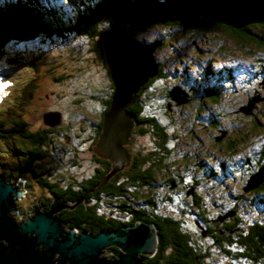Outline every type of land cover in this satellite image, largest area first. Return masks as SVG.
<instances>
[{
	"label": "trees",
	"instance_id": "16d2710c",
	"mask_svg": "<svg viewBox=\"0 0 264 264\" xmlns=\"http://www.w3.org/2000/svg\"><path fill=\"white\" fill-rule=\"evenodd\" d=\"M135 1L147 0H0V60H3L2 64L8 69L20 65V62H26L30 64L27 69L29 71L30 67L36 68L38 65L31 62L34 56L22 53V49H26L25 44L32 43L33 47L40 44L38 48L47 50L52 45L50 42L56 40L55 46L70 60L71 65L78 66L75 72L62 76L47 71L54 82L61 83L65 79L74 88L75 93L72 96L65 93V90L59 93L61 99L62 95L68 98L58 108L65 110L64 120L67 123L70 120L80 121V117L84 115L86 122L92 119L95 121L98 106L104 105L103 111H107L114 92L110 70L105 64L102 39L115 30V18L121 8L132 5ZM226 20L241 24V21L229 17ZM172 23L175 22H165L162 26L166 25L164 29L168 30ZM175 25L176 29H185L184 33L190 29L199 30L203 35L218 31L227 35L230 41L242 39L251 58L256 55L254 53H259L255 61L260 63L258 76L263 75L264 79V21L247 26L243 23L236 27L207 18L197 23L180 20ZM184 33H181L182 37ZM87 37L94 40L92 50L98 55V73L91 68L90 63H84V58L82 62L77 57L68 58L79 53V49L86 45L84 41ZM67 43L71 45L70 51L65 47ZM218 52L233 57L222 50ZM95 65L97 64L92 66ZM235 65L236 68L227 70L228 79L219 80L216 77V83L195 85L192 86L193 91L188 90L190 96H198L200 100L207 98L205 100L214 106V113L209 104L197 106L201 116L206 115L212 131L218 132L223 125L227 128V135H218L214 139L215 145L218 144L219 147L214 157L199 151L188 156L174 144L179 139L177 130L180 133L183 128L175 123L174 118L164 116V109L172 111V105L176 104L170 92L165 95L151 94L150 98L143 97L148 86L153 84L151 82L163 77L162 65L160 70L163 73L160 72L143 87L136 103L129 109L138 125L136 137L143 138L145 146L136 144L134 138L138 146L132 150L134 168L126 176L132 177L131 184L126 180L119 183V189L115 193L119 194L120 201H124L126 209L138 212L140 218L157 228L158 250L153 256H149L146 264H264V218L254 212L256 203L264 211V181L252 191L241 189L247 193L244 196L246 200L242 195H237V189L229 186L230 178L236 177L241 170H248L249 179L251 175L264 169V108L246 114L249 116L241 119L228 114L226 105L222 102L225 96L236 92L233 89L236 86L223 89L220 86L223 82L230 85L235 74L243 73L245 78L248 77L240 70L244 63ZM103 72L105 74L101 79L98 74ZM29 82L33 83V88H38L39 83L36 80L27 81ZM9 102L11 105L6 109L7 117L0 119V123L5 124V129L11 136L8 142L2 141L8 155L15 148L9 147V142L18 141V131L22 128L17 126L18 120L15 119L18 100L13 98ZM161 116L165 119L162 120ZM103 120L104 116L102 122ZM234 124H243L247 133L236 131ZM93 125L88 122L86 127ZM42 133H38L37 138H41ZM140 148L147 151L146 155L139 151ZM197 153H200L199 158ZM164 174H170L171 178L159 180V175ZM245 185L248 187V181ZM160 191L167 193L161 196ZM81 196L84 193L77 194L76 198ZM78 207L82 208L72 214V219H79L83 214L86 216L91 210L84 207V211L82 205ZM66 215H63L64 221H68L69 217L66 218ZM98 223L92 222L91 227L85 230L96 231L95 224ZM121 225L119 223L116 227ZM204 232L207 236H203ZM4 244L6 243L2 241V245Z\"/></svg>",
	"mask_w": 264,
	"mask_h": 264
},
{
	"label": "water",
	"instance_id": "95a60500",
	"mask_svg": "<svg viewBox=\"0 0 264 264\" xmlns=\"http://www.w3.org/2000/svg\"><path fill=\"white\" fill-rule=\"evenodd\" d=\"M262 1L254 0L246 4L244 8H238L240 10L238 13H236L237 11L234 13L223 12L220 15H214L202 12L197 16V20H193L195 17H191L190 21L185 17H179V19L185 18L187 23H197L208 18L239 27L246 22L264 21V8L259 7ZM166 2L157 1L158 4ZM243 9H247V11ZM123 10L119 13L120 15ZM223 16L241 21V24L229 22ZM117 19L116 16L115 30L106 34L102 39L104 56L110 70L114 92L109 109L104 113L102 132L96 146L97 154L115 163L113 173L120 172L129 166L133 158L128 146L132 138L134 139L137 122L129 109L136 103L140 90L161 72V65L156 63L153 53L160 46L159 43V46L151 48L150 53L146 51L149 45L141 46L143 47L140 48L142 56L138 54V59L134 61L128 57L130 60L128 65L124 64L127 58H123L121 53L115 51L117 59H114V51L110 49L108 40L117 30ZM170 19L173 18L165 16L161 20L170 21ZM156 22L141 23L142 26L136 29L132 36L135 38L141 29ZM128 24L125 23V26L127 27ZM133 37L131 41L140 46L141 43L136 42ZM261 85H264V79ZM170 96L178 105L186 104L190 99V95L179 87H174L170 91ZM252 107L254 106L248 105L246 108ZM246 108L244 107L243 110ZM62 111L65 113V110ZM44 118L48 125H53V123L62 120L63 116L62 113L56 112L46 114ZM263 179L264 169H261L249 177L246 191L257 189L264 181ZM24 183L25 181L19 179L17 183L10 185L4 182L3 176L0 175V264H142L145 259L141 260V255L153 256L157 252L159 245L157 228L147 221H138L135 225L122 226L114 231L100 230V233L95 237L90 234L77 235V231L74 229L65 233L59 220L61 215L55 217L54 214L61 209L73 210L83 201V198L79 199L74 206H69V202L54 200L51 210L46 213L40 210L42 209L40 203L39 207H35L34 204L33 213L35 211V216L29 219L27 216L28 220L22 221L21 224L15 223L13 216L19 215V211H16L14 201L25 196ZM203 236H206V232L203 233ZM3 240H6L4 245H2ZM39 245L43 246L42 252L37 249ZM111 245H116L121 250L117 261L100 258L101 254L107 252L105 248ZM44 246L48 249L43 252ZM55 252L60 254L61 260L58 262L53 261Z\"/></svg>",
	"mask_w": 264,
	"mask_h": 264
},
{
	"label": "rangeland",
	"instance_id": "374dc122",
	"mask_svg": "<svg viewBox=\"0 0 264 264\" xmlns=\"http://www.w3.org/2000/svg\"><path fill=\"white\" fill-rule=\"evenodd\" d=\"M157 1L150 0L149 2H146L147 5L149 6L148 11L149 9L153 10V8L160 9L158 8ZM170 5L171 4H169V6L166 8V13L170 15L171 18H173L170 19V21L175 23L180 22L181 20L179 19L180 16H174L171 13V9L170 11L168 10ZM119 16L120 14L117 15V17ZM196 18L198 19V17L196 16L195 19L193 20H197ZM186 19L188 21L191 20V18H186ZM183 20L185 21V18H183ZM155 21L157 22L152 25L146 26L147 29L148 27L152 26V29L150 31L146 29L147 31L145 33L144 32L140 33L139 37L140 39L147 40L148 43H150L153 38L156 39L157 41L161 40V42L163 43L158 48H156L153 51V53L156 63L160 62L162 67L164 68V74H163L164 78L163 77L160 79L157 78L155 80V84L152 85V89L147 90L146 93L144 94L143 96L144 98L146 96H149L150 98L152 96L151 94L165 95L166 93L170 92V90H172L174 87H179L183 91H185V89L188 90L190 88V85L192 86L207 85L213 80L214 77H217L220 80L222 78L220 72H222L224 69L236 68L235 62L236 63L243 62L245 66L241 67L240 70L244 71L245 72L244 75L245 76L247 75L248 77L245 78L243 76V73H240V75L235 74L234 78H232V81L230 82V85H226L225 82H223L222 85H220L223 87V89L227 88L228 86H236L233 88L236 90V92L232 94H228V96H225V99L224 98L222 99V102H224L226 105V109H227L226 112L232 116L243 119L249 116L246 114H250L251 112L255 113L256 111H259L262 108H264V85H261V81H259L260 79H263L262 77L263 75L258 76L260 72L259 71L260 63L258 61H255V58H257V55L259 53L258 52L254 53L256 55L252 56L251 58L249 56V51L246 47V44H244L242 39H233V41H230L228 40L227 35L218 31H214L210 34L203 35L199 30L192 31V29H190L184 33L185 29H180L183 31L176 29L177 26L175 25V23H172V25L168 26V30H167L164 29L167 27L166 25H165L166 27L162 26L167 21L161 19H157ZM253 23L255 22H250V23L246 22V24L244 25L247 26ZM181 33H184L183 37L181 36ZM84 42L86 45L79 49V53L76 54L74 53L71 56H68V58L77 57L76 59L80 60L81 62H82V58H84L85 59L84 63H90L91 68H93L94 71L98 73V55L92 50V45L94 43V40L92 38L87 37ZM50 43L52 45L48 46L47 50H45V48L44 50L38 48L37 46H39L40 44L33 47L32 43H26L25 44L26 49L25 50L22 49V53L24 55L34 56V59L31 60V62L32 63L35 62V64L38 65V67H36L37 69L30 67L31 69L28 71L27 70L28 65L30 64L26 62H24V64L20 62V65L18 66L15 65L12 68L8 69L4 67V65L2 64L3 60H0L1 61L0 89H2L0 90V101H1L0 119L7 117L6 109L7 107L9 108L11 105L9 101L13 98L16 99V95L19 94L21 88L24 86V83L29 80H36L39 83V86L37 88L38 89L37 94L44 95L45 93H49L51 90H57V91L65 90V93L71 96L75 93L73 90L74 88L67 83L68 81H65V79H63L61 83H56L54 82L52 76H50L47 73V71H50L51 73L53 72L52 74L57 73L60 76H62L63 74H68V73L71 74L75 72V69L78 67L76 65H71L70 60L67 59V57L61 53L59 47L57 48V46H55L57 44L56 40H53ZM70 46L71 45L69 43L65 44V47L66 49L68 48V51H70ZM136 46L137 44L134 45V47ZM62 50H64V48H62ZM219 50H222L230 55H233V57L231 58L229 57V55H225L223 52L222 55L221 53L218 52ZM114 58L116 59V57ZM80 61L77 62L81 64ZM92 63L97 65L92 66L93 65ZM105 64L108 67L106 60H105ZM206 69H207V74L206 76H203L204 71ZM94 71L92 72L94 73ZM227 73L228 72L226 70L223 72L224 74L223 78L225 80L227 78L226 76ZM104 74L105 72H103V74H98V77L101 75V79H103ZM12 89L14 93L11 92ZM143 89L144 88H142L138 93L137 99ZM66 98H68V96L66 97L62 95V99L61 98L58 99L55 96L52 97L50 101H47L46 104L52 106H61V104L65 101ZM205 99L207 98H202V100ZM219 99L221 100V98ZM202 100L195 98L193 100V103H191L190 105H188V103L182 105H178L176 103L177 104L176 106L174 103L175 106L172 105L173 106L172 111H169L166 108L164 109V116L166 118L167 117L174 118V120H176L175 123L179 126L183 127V125H185L187 121L193 122V125L188 130V132H180L182 133L180 135V133L177 130V133L179 134V139L174 142V144L176 143L177 147L179 146V149L187 153L188 156L193 155L192 153L197 151L202 153L203 148H206V150H210L212 152L216 151L219 147L217 143H216L217 145H215L214 139H216L218 135L222 136L223 134L226 135L228 134L225 125L219 128L218 132L212 131L209 127L208 121H206L207 119L205 117L206 115H203V119L199 118L200 111L197 108V106L202 107L203 104H205V106L208 104V100L205 101ZM248 105L249 106L253 105L255 107H252L250 109L246 108ZM244 107L246 108L244 109L245 113L243 112L244 110L241 109ZM212 111H213L212 113H214V106L212 108ZM10 115H14V114H10ZM88 117L90 118V116ZM161 119L164 120L165 118L161 116ZM86 120H87L86 115L80 117L81 122H84ZM168 120L172 122L170 119ZM262 123L264 124V121H262ZM79 124L81 123L77 122L76 126H79ZM234 125H235L234 129L236 131L238 132L240 131L241 134L247 133L244 126H242L243 124L239 125L241 127H239L238 124H234ZM231 128H233V125L231 126ZM135 142L136 144L141 143L143 146H145L143 138L136 137ZM135 142L133 141L132 143V148L134 147V149L135 146L138 148ZM0 149L2 150L1 151L2 153L7 154L6 151L7 148L4 144L0 143ZM139 151H141L143 155H146L147 153L146 150L144 151L141 148L139 149ZM200 153H197L198 158L200 156ZM4 160H7V158H5ZM186 160L189 161L190 158L189 159L186 158ZM168 178H171L170 174L159 175V180L162 179L168 180ZM247 180H248V170L247 171L242 170V172L239 173L236 177H233L232 179L230 178V184H229V186L237 189L238 194L237 193L236 194L242 195V197L245 200L246 198L244 196H247V193L242 191L241 189L246 188L245 182ZM161 191H160L161 196L164 193H167L166 191L161 193ZM43 194L44 193H42L41 190L37 188L35 194L30 192L29 195L33 199L34 195H43ZM227 194L228 193L226 192V195ZM30 201L31 200H21L19 201V203L24 202V204H26L27 202ZM127 203L130 202L127 201ZM254 212L256 213L257 216L264 218V211L258 205V203H256L254 206ZM16 216L20 217L18 214ZM3 242L6 243V240H3Z\"/></svg>",
	"mask_w": 264,
	"mask_h": 264
},
{
	"label": "flooded vegetation",
	"instance_id": "af4514ba",
	"mask_svg": "<svg viewBox=\"0 0 264 264\" xmlns=\"http://www.w3.org/2000/svg\"><path fill=\"white\" fill-rule=\"evenodd\" d=\"M206 74L204 72L203 76H206ZM151 83L155 84V82ZM153 84L149 85L146 91L150 90ZM33 86L32 82H26L19 94L16 95L18 106L16 107L15 119L18 120L17 126L22 128L20 132L18 131V141L12 140L13 142H9V147H15L13 149L14 152L11 153L10 151L8 155V153H2L0 149V175L3 176V181L10 185L17 183L19 179L25 181V196H21L20 200L14 201L15 209L19 211L20 216H16L17 214L15 215L16 217L13 216L15 223L20 224L22 221L26 222L29 218H33L35 216V211L33 213L34 204L35 207H39L40 203L42 207L40 210L46 213L51 210L54 200L69 202V206H74L81 198H83V201L73 210L61 209L54 214L55 217L61 215L59 220L61 221V227H64L65 233H69L74 229L77 231V235L90 234L95 237L100 233V230L114 231L122 226L135 225L138 221H146L138 216V212L126 209L124 201H120L118 199L119 194L115 193L119 189V183L126 180L128 184H131L132 177L126 178V176L133 170L134 162L132 164L131 161L129 167H125L123 171L121 170V173H113L115 163L96 152V146L102 132V119L106 112L103 111L105 106H98V116L95 115L96 120L88 121L89 124H94L95 126L86 127L88 124L86 121H84L86 123L77 121L81 124L76 126L77 122L70 120L67 123L64 120L65 113L62 111V107L58 108V106L46 104L52 97L56 96L59 99L61 90L60 92L51 90L43 95L37 94L38 90L33 88ZM188 90H194L192 85H190ZM188 90L185 89L190 94ZM11 92L14 93L13 89ZM209 95L211 97L214 96V94ZM197 97L190 96L188 105L193 103V100ZM208 104L213 107L211 102H208ZM175 105L177 106V104ZM56 112L62 113L63 119L53 123V125H48L45 122L44 115ZM200 117L203 118L201 114H199ZM192 125V121H187L182 127V132H188L187 127L190 129ZM5 128V124L0 123V143L2 144L3 140L8 142L11 139L10 132H7ZM40 131L43 132L41 138H37L36 135L41 133ZM136 135L137 128L134 132V138H136ZM133 141L134 139L132 138L128 146L132 154ZM202 152H205L210 157H214L215 154V151L212 152L206 150V148H203ZM5 158L7 160H4ZM37 188L44 194L34 195L32 199L29 194L30 192L35 194ZM81 193H84V196L77 199V194ZM21 200L31 201L24 204V202L19 203ZM80 205L83 206L84 211L86 210L84 207H88L91 210L87 213V217L83 214L79 216V219H72V214L82 208L78 207ZM64 214H67L66 218L69 217L68 221L63 220ZM92 222H102L104 225L101 223L95 224L96 231L85 230L87 227H91L90 224ZM119 223H122V225L116 227ZM42 247V245H39L38 251L42 252ZM47 249L48 247L44 246L43 252ZM105 249H107V252L101 254L100 258L107 261L119 260L117 257L121 253L119 247L111 245ZM149 256H140L141 260L145 259L142 264H146L149 261ZM59 257L60 254L55 252L53 261H60L61 258Z\"/></svg>",
	"mask_w": 264,
	"mask_h": 264
},
{
	"label": "bare ground",
	"instance_id": "6f19581e",
	"mask_svg": "<svg viewBox=\"0 0 264 264\" xmlns=\"http://www.w3.org/2000/svg\"><path fill=\"white\" fill-rule=\"evenodd\" d=\"M253 1L254 0H170L166 3L158 4V8L160 9L153 8V10L149 9V11V6L147 3L140 1L142 4H138L140 2L135 1L132 5L127 6L118 17L117 30L109 38L108 44L114 51V57H116L115 51L119 54L121 53L123 58H127L125 60L126 63H124L127 64L130 62L128 57L134 61L135 59H138V54H141L142 56L140 48H143L141 46L144 45L139 43L140 46L137 45L136 48L134 47L136 43L131 41L134 31L142 26L141 23L146 24L147 22L163 19L165 16H170L166 13V8L169 6V4L171 5L168 10L170 11L171 9L172 15L191 18L198 16L202 12L214 15H220L223 12L234 13L237 11L236 13H238L240 11L238 8H244L246 4H249ZM259 7L264 8V0L261 2ZM243 10L247 11V9ZM125 23H129L127 27L125 26ZM146 51L150 53L151 47L147 46ZM144 55L148 56L146 54Z\"/></svg>",
	"mask_w": 264,
	"mask_h": 264
},
{
	"label": "clouds",
	"instance_id": "9594fccd",
	"mask_svg": "<svg viewBox=\"0 0 264 264\" xmlns=\"http://www.w3.org/2000/svg\"><path fill=\"white\" fill-rule=\"evenodd\" d=\"M157 1V0H156ZM163 0H160V1H158V2H162ZM166 1H168V0H166ZM165 0L163 1V2H166ZM141 2H144V1H141ZM128 6V5H127ZM126 7V6H125ZM122 10H123V8H122ZM167 22H171V21H167ZM148 26V25H147ZM157 27H158V25H157ZM147 29V27L145 26L143 29H141L140 31H139V33L136 35V37L134 38V40L137 42H140L142 45H149L151 48H153V46H159V44L160 45H162L163 43L161 42V40H159V41H157L156 39H152L151 40V42L150 43H148L147 42V40H145V39H140V33H142V32H146L147 30L148 31H150L151 29H152V26L151 27H148V29ZM159 43V44H158ZM160 65H161V63L160 62H158ZM241 63H243V62H241ZM235 64H236V62H235ZM236 66V65H235ZM243 66H245V64L243 65ZM207 70V69H206ZM224 70H228L227 68L226 69H224ZM224 70L222 71V72H220L221 73V75H222V78H223V76H224V74H223V72H224ZM205 72V71H204ZM200 76H202V75H200ZM227 79H228V77H227ZM230 80V79H229ZM262 81L263 80H261V83H262ZM216 82H218L217 81V79H216V77H214L213 78V80L210 82V83H208V84H213V83H216Z\"/></svg>",
	"mask_w": 264,
	"mask_h": 264
},
{
	"label": "snow or ice",
	"instance_id": "6c2138e0",
	"mask_svg": "<svg viewBox=\"0 0 264 264\" xmlns=\"http://www.w3.org/2000/svg\"><path fill=\"white\" fill-rule=\"evenodd\" d=\"M0 90H2V89H0Z\"/></svg>",
	"mask_w": 264,
	"mask_h": 264
}]
</instances>
